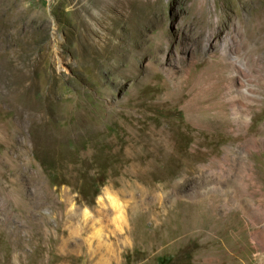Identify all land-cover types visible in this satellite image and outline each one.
I'll list each match as a JSON object with an SVG mask.
<instances>
[{
  "label": "rangeland",
  "instance_id": "obj_1",
  "mask_svg": "<svg viewBox=\"0 0 264 264\" xmlns=\"http://www.w3.org/2000/svg\"><path fill=\"white\" fill-rule=\"evenodd\" d=\"M0 264H264V0H0Z\"/></svg>",
  "mask_w": 264,
  "mask_h": 264
}]
</instances>
